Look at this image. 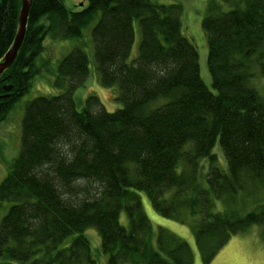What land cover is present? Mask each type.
Here are the masks:
<instances>
[{"label":"trees","instance_id":"1","mask_svg":"<svg viewBox=\"0 0 264 264\" xmlns=\"http://www.w3.org/2000/svg\"><path fill=\"white\" fill-rule=\"evenodd\" d=\"M84 2L70 10L64 0H32L21 47L0 77V122L46 67L36 63L44 40L79 39L90 25L98 82L117 89L122 107L108 111L90 94L77 109L89 58L75 46L58 60L53 84L62 92L25 104L19 151L0 181V264H98L88 227L107 264H193L185 240L154 231L140 192L161 216L189 224L209 264L233 235L264 224L255 199L264 191V0L207 1L201 28L214 92L182 34L180 4ZM20 7L0 0V61Z\"/></svg>","mask_w":264,"mask_h":264},{"label":"rangeland","instance_id":"2","mask_svg":"<svg viewBox=\"0 0 264 264\" xmlns=\"http://www.w3.org/2000/svg\"><path fill=\"white\" fill-rule=\"evenodd\" d=\"M85 0H64L65 5L70 10H77L82 7ZM158 3H178L182 7L181 24L182 34L196 47L199 56L200 76L205 85L214 92L211 83V76L207 67V42L201 28V21L205 15V5L208 0H154ZM85 5V4H84ZM84 28L82 38L50 39L44 40V50L37 57V65L47 61V65L42 66L40 73L32 79L31 86L22 97L14 104L8 112L6 118L0 122V181L6 175L9 164L17 156L20 147L21 122L25 104L33 98L41 95H57L62 89L56 87L53 82L56 78V65L58 60L67 54L73 47L80 46L89 58V75L84 84L78 87L74 93L77 109H81L85 98L90 94L99 97L104 107L108 111H114L122 107V103L117 101V89L115 87H104L98 82L93 56V43L90 34V27ZM136 40L131 50L130 56H135L139 33L136 31ZM257 88L264 96V78L257 80ZM212 153L217 157L218 166L226 170L227 163L223 152L216 143ZM209 168L208 159L200 161V178L204 182L205 174ZM142 204L145 212L152 224L154 231L158 226L166 228L176 236L185 240L191 247L194 254L193 264H203L198 253L194 235L191 227L187 223H180L176 220L165 218L157 213L145 192H140ZM258 203H264V191L259 190L256 194ZM120 221H126L125 213H121ZM84 235L89 239L92 253L96 256L98 264H107V257L100 252V236L96 228L88 227ZM209 264H264V224L251 225L246 230L235 234L227 244L216 254Z\"/></svg>","mask_w":264,"mask_h":264},{"label":"water","instance_id":"3","mask_svg":"<svg viewBox=\"0 0 264 264\" xmlns=\"http://www.w3.org/2000/svg\"><path fill=\"white\" fill-rule=\"evenodd\" d=\"M31 3L32 0H21V7L19 10L17 21V29L15 32L12 46L0 61V77L4 73V71L12 65L21 47L26 32L27 19L31 8ZM5 89L9 90L10 88L7 87Z\"/></svg>","mask_w":264,"mask_h":264}]
</instances>
